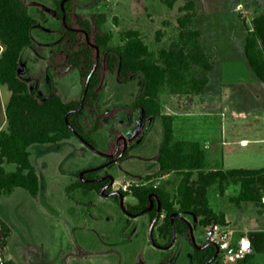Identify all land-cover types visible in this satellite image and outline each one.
Instances as JSON below:
<instances>
[{"label": "trees", "instance_id": "obj_1", "mask_svg": "<svg viewBox=\"0 0 264 264\" xmlns=\"http://www.w3.org/2000/svg\"><path fill=\"white\" fill-rule=\"evenodd\" d=\"M81 1L53 0L57 27L51 45L53 51L47 60L49 73L53 81L77 73L83 87L79 98L66 100L55 86L43 95L31 89L21 71L24 53L42 49L34 35L37 21L27 0H0V45L3 47L0 85L10 92L5 107L7 127L0 131V197L22 189L36 198L40 179L30 147L55 145L75 138L90 151L105 157L106 164L79 171L67 191L107 196L131 218L146 215L150 221L148 237L152 245L167 249L180 236L189 242L194 264L214 263L219 256L218 245L194 243V229L184 214L196 217L203 228L225 226L224 216L210 206L209 188L219 184L220 194H223V184L233 183L240 186L238 196L231 199L233 203H261L264 168L208 170L205 153L198 143L174 140L173 117L163 113L161 94L166 90L176 96L203 93L207 74L214 66L200 40L195 0H181L176 20L177 36L167 48L157 52L150 50L140 32L134 29L122 31L121 44L113 46V35L104 28L107 14L79 13L78 10L84 8ZM87 1L86 7L92 9L105 0ZM177 1L167 0L166 4L173 7ZM243 54L251 71L264 83V12L253 19L252 30L247 31L244 39ZM109 76L115 77L121 85L139 88L129 113L140 111L144 119L160 118L162 137L155 159L157 175L179 177L173 194L163 186L145 185L132 187L128 192L113 191L114 177L102 172V168L122 161L128 153V142L118 133L110 132L114 137L105 151L98 150L91 138L114 118L113 113L104 114L98 102L103 82ZM87 122L92 124L89 129L85 126ZM8 165L13 168L9 170ZM127 196L133 197L136 203L125 204L123 199ZM155 231L164 245L157 242ZM9 234L10 228L0 221L1 251ZM248 260L247 254L236 264H247ZM0 264L12 263L3 261L0 256Z\"/></svg>", "mask_w": 264, "mask_h": 264}, {"label": "rangeland", "instance_id": "obj_2", "mask_svg": "<svg viewBox=\"0 0 264 264\" xmlns=\"http://www.w3.org/2000/svg\"><path fill=\"white\" fill-rule=\"evenodd\" d=\"M166 1L105 0L98 7L89 9L86 7L89 1L82 0L84 8L78 12L106 13L108 21L104 28L113 35V46L121 44L119 35L122 31L134 29L140 32L149 49L157 52L167 48L177 36L176 20L182 1L175 2L173 7H169ZM27 3L37 21L34 35L42 49L24 53L22 75L29 80L31 89L37 95L49 93L55 86L66 100L79 98L83 87L77 73L56 81L52 80L49 73L47 60L53 51L51 45L57 27L53 0H27ZM195 3L201 43L216 65L213 78L230 97L229 113L238 111L243 114L240 119L230 121L227 130H239L246 139L255 137L262 140L255 145L247 141L238 145L241 157L235 156L233 165L236 168L244 165L246 169H260L264 167V84L250 70L243 54V45L247 31L252 30L253 19L264 12V0H195ZM2 51L0 45V56ZM127 88L117 83L112 76L107 77L102 85L99 108L104 114L113 113L114 118L94 132L91 138L101 151H105L113 140L114 134L110 136V132L120 134L128 142L127 156L120 162L102 168V172L116 179L117 183L112 185L113 191L128 192L132 187L145 185L163 186L173 194L178 176L172 175L161 183V177H158L157 172L152 173L153 170L148 171L150 173L140 170L128 172L124 165L129 161L142 164L134 160L139 157L137 151L143 143L140 138L145 131V127H141L142 113H129L139 88L134 85ZM255 94H259V98ZM9 97L7 88L0 85V131L7 127L5 107ZM130 97H133L132 100ZM177 100L187 109H193V105L200 108L201 99L197 97L182 96ZM220 122L218 119L190 117L182 125L186 134L184 137L199 138L207 130L213 133V138L219 139L223 128ZM85 126L89 129L92 124L87 122ZM151 132L155 134L154 128ZM252 148L257 149L254 154ZM29 151L39 175L40 190L36 198L22 189H16L10 196L0 197V221L10 228L3 251L0 249L3 261L12 264L195 263L189 242L180 236L167 249L152 245L147 235L148 216L131 218L107 196L67 191V187L76 181L79 171L103 167L106 164L105 157L90 151L75 138L55 145H33ZM223 154L221 149L218 150L214 159L220 160ZM7 168L11 170L13 166L8 165ZM126 173L131 175L127 176L129 179L124 177ZM228 185L232 187L227 190L229 196L235 198L237 190L233 188L240 189L239 185L228 183L223 184V187ZM211 188L208 190V199L213 208L219 207L222 196L220 186L215 184ZM123 202L133 205L136 200L127 196ZM202 234L200 242L198 239L196 242L207 241L203 229ZM155 236L159 244H165L157 237V233ZM216 264H222V260Z\"/></svg>", "mask_w": 264, "mask_h": 264}, {"label": "crops", "instance_id": "obj_3", "mask_svg": "<svg viewBox=\"0 0 264 264\" xmlns=\"http://www.w3.org/2000/svg\"><path fill=\"white\" fill-rule=\"evenodd\" d=\"M215 63L212 71L208 72V82L204 87L203 93L199 95H192L190 97L199 98L201 102H199L200 108H196L195 105L193 109H187L184 105L180 103L179 99L182 96L171 95L168 90L164 91L161 94V104L163 108L164 114H169L173 117V135L175 141L182 142H195L198 143L201 149L204 151L206 156V168L208 170H221L227 171L232 169H246L244 165H238L236 168L233 161V158L236 156L237 158L241 157L240 148H237L241 143L250 142L255 145L258 144L259 141H262L255 137L252 140L246 139L244 137L243 132H239V130L230 129L227 130V125L234 122L237 119H240L243 116L242 112L231 111L229 113V106L231 105L228 94L224 93L222 89L219 87L218 83L213 78V73L215 71ZM251 70V69H250ZM253 73V72H252ZM254 74V73H253ZM255 76V75H254ZM256 77V76H255ZM257 79V77H256ZM260 81V80H259ZM261 82V81H260ZM264 84V83H263ZM131 86V84H129ZM125 88L129 89L130 86L124 85ZM167 95L164 97V95ZM185 96V95H184ZM256 98H259V94H255ZM163 97L165 99H163ZM133 97H130L132 100ZM167 99V100H166ZM120 104V103H119ZM233 110V109H232ZM139 112V111H136ZM134 114V113H133ZM190 117H204L207 119H218L220 120L221 126V134L219 139L213 138V133H208L207 130L204 132L203 136L186 138L184 137L186 134L183 128V122ZM142 119V128L145 129L144 133H142L140 141L142 145L138 147V156L134 161H138L142 164H137L135 162L129 161L127 164H124L127 167L128 172H137L138 170L148 172L153 170L152 173L158 171V164L155 161L158 153V146L161 141V122L160 118H149ZM152 128L155 130V134L151 132ZM253 136V135H250ZM127 147V146H126ZM224 152L221 156L220 160H215V153L220 150ZM257 149L252 148L251 152L254 154ZM235 159V158H234ZM126 160H124L125 162ZM233 162V163H232ZM130 163V164H129ZM152 166V167H151ZM153 168V169H151ZM264 168V167H262ZM260 168V169H262ZM248 170H258V169H248ZM150 173V172H148ZM131 174V173H130ZM173 174L165 175L160 178V181H165V179L172 177ZM131 176L126 173L124 176L125 179H129ZM131 178V177H130ZM114 184L117 183L114 178ZM214 186V185H213ZM212 186V187H213ZM231 186V185H230ZM229 185L224 188L223 194L220 197V205L219 207L213 208L216 213H221L224 216L226 225H211L208 227H200L198 225V219L191 214H184L186 219L191 223L194 232L192 239L196 244L199 243L202 239V229L205 230L208 241V233L212 230L214 226H218L220 231L227 232L230 234V239L232 240V245H234L240 237H247L250 241L251 248L249 256L248 264H264V204L262 203H238L235 204L231 201L233 196H229L228 189H232ZM234 186V185H233ZM238 186V185H237ZM240 187V186H239ZM212 189L211 187L209 190ZM236 196H238L240 189L237 187ZM210 202V201H209ZM137 218V217H136ZM149 217L146 220L147 224V235L149 236ZM183 238V237H182ZM184 239V238H183ZM196 239L199 242H196ZM186 240V239H185ZM205 242V243H206ZM175 244V242H174ZM234 251V248L231 247L228 250L221 251L219 253L218 259L214 261L212 264H216L218 261L222 260V264H235L239 259H231V255ZM221 254V255H220Z\"/></svg>", "mask_w": 264, "mask_h": 264}, {"label": "built area", "instance_id": "obj_4", "mask_svg": "<svg viewBox=\"0 0 264 264\" xmlns=\"http://www.w3.org/2000/svg\"><path fill=\"white\" fill-rule=\"evenodd\" d=\"M127 184L123 186L126 190ZM261 203L264 204V195L261 197ZM155 233H157L155 231ZM208 241L216 243L220 251L234 248L235 253L231 255V259H243L251 248L250 241L247 237H240L238 241L232 245L230 234L220 231L218 226H214L208 233Z\"/></svg>", "mask_w": 264, "mask_h": 264}, {"label": "water", "instance_id": "obj_5", "mask_svg": "<svg viewBox=\"0 0 264 264\" xmlns=\"http://www.w3.org/2000/svg\"><path fill=\"white\" fill-rule=\"evenodd\" d=\"M217 247V246H216ZM218 253H220L221 251L219 250V248L217 247ZM232 254L235 253V251L231 252ZM248 253H250V250L248 251Z\"/></svg>", "mask_w": 264, "mask_h": 264}]
</instances>
